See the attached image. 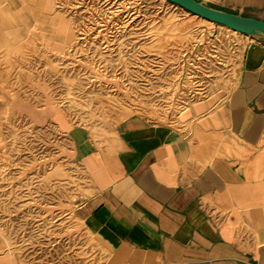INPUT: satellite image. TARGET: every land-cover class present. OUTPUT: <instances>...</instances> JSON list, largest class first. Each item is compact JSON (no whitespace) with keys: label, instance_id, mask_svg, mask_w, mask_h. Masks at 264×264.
<instances>
[{"label":"rangeland","instance_id":"374dc122","mask_svg":"<svg viewBox=\"0 0 264 264\" xmlns=\"http://www.w3.org/2000/svg\"><path fill=\"white\" fill-rule=\"evenodd\" d=\"M8 1L0 0V264H105L108 248L78 218L93 185L56 113L100 148L132 115L188 131L191 105L219 110L248 46L264 39L168 0Z\"/></svg>","mask_w":264,"mask_h":264},{"label":"crops","instance_id":"0c3cea01","mask_svg":"<svg viewBox=\"0 0 264 264\" xmlns=\"http://www.w3.org/2000/svg\"><path fill=\"white\" fill-rule=\"evenodd\" d=\"M203 1L264 20V0ZM209 108L192 109L188 131L129 116L103 148L56 113L93 185L78 218L108 248L105 264H264V44L248 46L236 86ZM225 136L253 153L226 154Z\"/></svg>","mask_w":264,"mask_h":264},{"label":"water","instance_id":"95a60500","mask_svg":"<svg viewBox=\"0 0 264 264\" xmlns=\"http://www.w3.org/2000/svg\"><path fill=\"white\" fill-rule=\"evenodd\" d=\"M187 11L244 34L264 39V20L214 7L203 0H168Z\"/></svg>","mask_w":264,"mask_h":264},{"label":"bare ground","instance_id":"6f19581e","mask_svg":"<svg viewBox=\"0 0 264 264\" xmlns=\"http://www.w3.org/2000/svg\"><path fill=\"white\" fill-rule=\"evenodd\" d=\"M197 15V14H196ZM199 16V15H198ZM200 17H202V16H200ZM202 18H204V17H202ZM204 19H206V18H204ZM206 20H208V19H206ZM209 21H211V20H209ZM211 22H213V21H211ZM221 25V24H220ZM223 26H225V25H223ZM225 28L227 29V30H229V31H232V32H234V33H237V34H244V33H241V32H239V31H237V30H234V29H232V28H230V27H228V26H225ZM244 35H246V36H252V35H249V34H244ZM253 38H256V37H254V36H252ZM196 104H198V105H200V104H202V101H199V102H197V103H194L193 105H191L192 106V109L193 108H195L196 106ZM227 142V141H226ZM236 143H234V140L232 141V143H229V144H227L226 145V149H225V153L226 154H235L236 156H243L244 155V153H246L240 146H242V147H244L245 148V146H243L241 143H239V142H237V141H235ZM249 151V150H248ZM238 161V160H237ZM246 164V163H245ZM258 164V161L256 160L255 161V165H257Z\"/></svg>","mask_w":264,"mask_h":264}]
</instances>
